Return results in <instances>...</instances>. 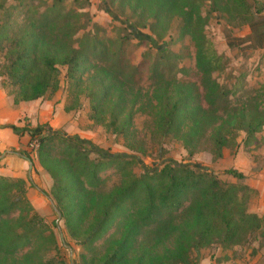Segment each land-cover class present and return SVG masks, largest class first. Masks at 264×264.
<instances>
[{
  "label": "trees",
  "instance_id": "1",
  "mask_svg": "<svg viewBox=\"0 0 264 264\" xmlns=\"http://www.w3.org/2000/svg\"><path fill=\"white\" fill-rule=\"evenodd\" d=\"M18 1L23 7L34 0ZM205 1L133 3L134 12L149 14L155 25L163 28L172 20H182V39L188 36L196 50L200 85L179 79L178 74L186 70L178 69L180 56L167 48L156 50L154 58L147 51L143 61L134 64L129 49L133 48L131 40L137 38L132 32L117 39L92 33L78 37L86 28L73 16L59 13L56 4L38 17L36 10L28 12L11 42L8 57L14 104L55 95L60 89L59 68L64 67L69 93L65 111H78L81 99L88 100L90 120L124 137L131 150H135L130 145L135 136L134 118L140 114L150 118L154 132L181 142L191 156L207 143L215 157L222 158L223 150L238 132L252 138L262 131L264 106L256 98L234 105V90L215 79L223 64L205 35ZM230 1L237 10H245L250 29L246 41L264 51V4L260 7L258 2ZM227 40L231 48L237 45L229 35ZM139 42L155 46V40L145 36ZM9 128L21 137L27 136L28 146L38 142L37 159L54 182L52 197L66 227L78 229L85 218H91L83 244L92 246L117 228L103 253L93 256L89 264H188L192 252L216 242L239 246L253 235L264 241V218L249 213L251 191L242 184L244 175L236 170L226 172L237 180L231 184L209 170L170 163L161 171L134 175L103 193L98 192L104 184L103 173L113 165L124 172L131 163L117 164L125 159L104 156L102 151L87 148L50 128ZM59 141L66 147L56 152ZM24 186L22 180L0 178V259L17 253L37 230V214L27 202ZM148 236L153 237L151 246L144 240ZM167 245L172 248H165Z\"/></svg>",
  "mask_w": 264,
  "mask_h": 264
},
{
  "label": "rangeland",
  "instance_id": "2",
  "mask_svg": "<svg viewBox=\"0 0 264 264\" xmlns=\"http://www.w3.org/2000/svg\"><path fill=\"white\" fill-rule=\"evenodd\" d=\"M134 1L34 0L32 4L29 2L20 7L18 0H0V88L14 100L15 89L11 86L7 74L11 42L16 39L24 25L28 12L36 10L38 17L53 4H56V9L63 16H73L80 22V26L86 28L78 37L92 33L104 39H117L120 36H129L132 32L137 38L131 40L133 48L129 49L130 59L134 64H140L143 54L147 51H150L154 58L156 50L167 48L173 55L180 56L178 69L186 70L185 73L178 74L179 79L200 85L201 76L195 60L196 50L188 36L182 39V20H172L166 28L155 25L156 22L149 14L133 11ZM247 1L251 4L258 2L260 7L264 4V0ZM244 11L237 10L230 0H216L215 4L212 0H206L202 12L204 17L208 16L205 35L222 58V69L214 77L220 85L234 90L235 95L231 98L233 104L239 105L250 98H256L264 106V51L254 49L246 41L250 29ZM228 35L235 39L237 44L232 48L227 40ZM143 36L154 39L155 46L148 42L140 43L139 39ZM236 39L244 42H237ZM59 69V91L53 96L47 95L43 100L53 104L55 110L60 105L61 112L55 111L52 120L36 127L32 126L28 118L20 119L15 125L20 129L50 128L68 139H77L87 148L102 151L104 156L125 159L116 162L117 164L123 165L126 161L131 163L126 170H122L124 172H120L116 165L109 167L102 175L104 184L98 192L108 193L134 175L141 177L146 172H158L170 163L209 170L222 181L231 184H236L237 180L226 172L236 170L244 175L242 184L251 191L248 193L247 202L249 213L264 218V128L252 138L244 132H238L223 150L222 158L217 159L207 143L201 151L191 156L181 142L160 136L154 132L150 118L139 114L134 118L135 136L130 140V145L132 143L135 150H131L124 137H118L90 120L88 100L81 99L82 108L78 111H65L69 95L67 69ZM10 130L21 141L23 137ZM22 147L14 149L10 154H14L19 162L26 161L24 179H6L25 182V197L37 214L34 220V228L37 230L27 245L13 256L3 257L0 261H7V264H89L93 256L103 253L117 228L114 227L92 246L83 244L91 229V218H85L78 229L70 230L66 227L62 213L52 197V178L40 166L37 155L31 152L30 143L29 146ZM65 147L66 144L61 142L56 152H61ZM3 153L0 150V162L4 158ZM92 158L97 156L92 155ZM15 171L19 172L18 166ZM18 215V212L14 213L13 217ZM72 234L77 236V239L73 238ZM144 240L148 246L153 244L152 236ZM165 248H172V245ZM201 261H237L238 264L243 261H264V241L258 235H253L239 246L216 242L192 252L188 264H200Z\"/></svg>",
  "mask_w": 264,
  "mask_h": 264
},
{
  "label": "crops",
  "instance_id": "3",
  "mask_svg": "<svg viewBox=\"0 0 264 264\" xmlns=\"http://www.w3.org/2000/svg\"><path fill=\"white\" fill-rule=\"evenodd\" d=\"M61 110L60 105H58L55 110L53 104L45 102L43 99L15 105L13 98L5 94L3 89L0 88V150L4 152V158L2 156L3 160L0 162V177L24 179V170L27 166V163H25L26 161L19 162L17 157L10 153L23 145V147H27L29 138L25 136L19 141V138L14 136L13 132L7 127L10 125L17 126L15 124L22 118L31 120L30 122L33 127L39 124H46L53 119L55 111L60 113ZM17 166L19 172L15 171ZM236 263L238 264L237 261H201L200 264ZM240 264H264V261H243V263Z\"/></svg>",
  "mask_w": 264,
  "mask_h": 264
},
{
  "label": "built area",
  "instance_id": "4",
  "mask_svg": "<svg viewBox=\"0 0 264 264\" xmlns=\"http://www.w3.org/2000/svg\"><path fill=\"white\" fill-rule=\"evenodd\" d=\"M38 142L37 141H34L30 144V148H31V152L34 154V155H37V150H38Z\"/></svg>",
  "mask_w": 264,
  "mask_h": 264
},
{
  "label": "water",
  "instance_id": "5",
  "mask_svg": "<svg viewBox=\"0 0 264 264\" xmlns=\"http://www.w3.org/2000/svg\"><path fill=\"white\" fill-rule=\"evenodd\" d=\"M29 161V160H28Z\"/></svg>",
  "mask_w": 264,
  "mask_h": 264
}]
</instances>
